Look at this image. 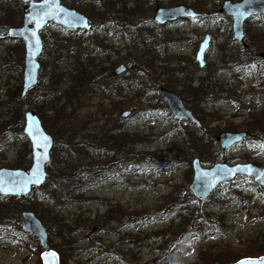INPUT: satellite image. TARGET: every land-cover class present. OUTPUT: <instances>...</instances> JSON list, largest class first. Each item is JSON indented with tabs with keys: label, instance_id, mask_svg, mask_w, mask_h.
Wrapping results in <instances>:
<instances>
[{
	"label": "rangeland",
	"instance_id": "obj_1",
	"mask_svg": "<svg viewBox=\"0 0 264 264\" xmlns=\"http://www.w3.org/2000/svg\"><path fill=\"white\" fill-rule=\"evenodd\" d=\"M71 1L75 2L74 5L62 3L84 13L88 18L85 10L91 8L90 6L95 10L103 9L97 0ZM199 1H202L206 8L210 6L216 13L222 2V0ZM173 4H185L193 8L196 0H187L184 3H174L173 0H115L114 7L121 10L120 16L127 14L126 7L133 13L130 18L144 21L142 24L146 26L147 35L150 38L153 37L154 40H160L162 43L168 40L169 43L165 46L166 56L175 58L178 64L174 65L173 68L182 69L183 73L178 75L179 78L172 83L174 88L164 86L162 81H159V87H165L177 93L183 103L192 110V107L185 101L189 94L183 89L188 84L187 81L193 78H198L191 83L193 87L198 85L199 79L206 81L205 89L210 99L205 102L204 110L211 117V122L209 123V131L204 132L202 136L207 138L213 134V141L204 142L199 149H192L187 132L193 131L194 125L189 121L177 120L178 122H172L159 115L143 117L136 115L138 111L135 114L132 112L131 117H125V122L128 123L125 131L131 134L137 133L139 138L136 143L128 145V148L134 149L131 152L135 154L144 152L141 155L133 156L139 164L132 170L128 179L127 177L124 179L122 176L121 178L113 176L109 180L100 181L96 184L92 183L87 191L95 199L90 204L83 208L71 205L63 211L65 221L70 224L77 219H84L85 221L83 225L82 223L78 224L80 225L79 228L74 225L75 245L86 250L81 255H79L80 250L75 252L73 259L78 260V263H83L87 259L89 261H86L85 264H128V262L153 264V258L159 252L158 246H161L163 251L171 250L170 257L172 259L167 260L165 264H209L214 256L227 247L236 255H242L246 253L245 249L248 245L257 241V238L264 237V189L247 179L241 183H234L233 185L238 190H234L233 193L225 188L219 189L215 199L207 202L210 206L216 205L210 217L219 219L215 215H221L224 223L228 225L226 231H219L214 228L213 233L203 231L202 237L188 238L178 242L180 239L171 244L167 241L166 234L169 229L172 228L180 232L186 227L183 230L190 232L192 225H197V222L193 223L192 220L185 218L179 208L183 204L185 206L188 204L189 209H194L200 203V199L192 194L191 198L184 196L179 199L184 188H188L192 176L191 159L193 157H199L201 163L207 167L216 161H225L228 164L251 161L264 166V145L259 136H256L258 132L247 130V122L253 116L257 117L261 112H264V75L256 82L255 70L251 67L245 69L221 62L223 49L230 51L234 49V44L229 43V39L232 38L230 18L229 21L226 18H218L225 16L223 14L217 13L218 17H215L216 15L206 17L207 13H205L201 19H179L167 22L160 25L161 28L157 31L152 25L153 23L156 24L152 22L155 6ZM20 7L22 8L21 2L18 3L17 0H0V14L2 16L8 15L7 11H9L10 16L17 15V10ZM89 22L90 27L87 30L91 31L94 19L89 18ZM106 22L109 29L105 31V28L100 25L97 30L95 29L94 34L101 35L106 40L107 54L100 47L94 48L81 44L84 30H69L52 22L40 30L42 40L46 36L57 33L60 36L68 37L69 42H75L74 60L67 58L58 65V71L65 72L67 76L58 89L64 88L71 81L73 70L78 65L79 59L85 62L82 65L87 67L90 72L96 73L106 69L107 77L115 76L114 68L120 63H126L129 68L127 67L122 74L126 79L135 77L138 72L139 77L143 78V72L139 70L148 72L147 68L153 66L151 62L142 68H138L137 63L132 65L130 61L132 57L136 59V62L141 61L144 50L138 53L133 51L132 53L126 40L115 33L116 26L110 20ZM125 23H127V19ZM243 27L244 29L247 28L244 30V39L248 44H251L252 48H250L249 53H246L248 58L257 59L258 65L264 68V58L257 55L258 52L264 50V16L259 14L249 18ZM125 28L128 29L129 26H125ZM206 33L210 36L209 45L204 53L205 63L200 67L195 60V53ZM20 45V40L10 38L7 34L0 37V64H4L6 60L9 61L8 68L10 71V77L7 79L8 87H5L3 77H0V98L3 101L8 100L7 88L9 93H13V91H17L18 86H21L22 73L17 81L16 74L13 72L19 59ZM93 50L94 53L91 57L90 51ZM39 61L48 62V59L46 56L40 55ZM208 70L212 72L210 77H206ZM149 96L155 100L156 96H160L159 89L158 91L150 89ZM28 100L30 97L26 99V101ZM101 100V94L88 98L85 92H81L78 99L66 104L64 121L68 126L74 127L76 132L81 135L87 120L98 116L102 107ZM62 102L61 99V101L54 103L51 96H47L46 113L54 118V107H58ZM140 102L139 99L129 93L122 99L120 105L112 108V111L114 110L119 116L118 113L122 109L135 107L137 110ZM162 104L166 106L163 100ZM12 113L11 107L0 104V116L2 115L3 119L8 120L10 124L8 129L0 132V166L16 167L13 166L14 161L17 159L22 146L17 135L18 118L17 116L10 118L8 116ZM223 130H245L248 132V136L230 149L222 150L215 140V135ZM137 137L134 136V138ZM120 156L123 158L122 164L126 165L125 155L121 154ZM145 157H150V161H143ZM142 161L143 163H140ZM153 161L154 164H152ZM234 179L236 178L232 180ZM207 199L208 197L204 200ZM165 203H169L166 208L163 207ZM110 210L114 211L118 218L107 225L118 228L113 232L110 231V228L102 229V226L98 225L95 220L96 215H101ZM144 210L159 212L162 217L156 218L151 223H133L141 221L136 216H142ZM172 211L173 213H170ZM168 213L170 214L168 217L163 216ZM109 217L110 215L106 218ZM129 222L132 225L126 226ZM190 222L192 224L189 226ZM91 239L103 244L101 253L88 246ZM137 239H140L141 244L135 246L132 240L136 242ZM51 240L54 246L48 247L56 251L59 238L56 235H51ZM131 247L133 248L130 249ZM39 249L30 248L26 242L18 239L0 238V264H42L40 259L41 247ZM58 259L60 264V258L58 257ZM71 263L70 261L68 264Z\"/></svg>",
	"mask_w": 264,
	"mask_h": 264
},
{
	"label": "trees",
	"instance_id": "obj_2",
	"mask_svg": "<svg viewBox=\"0 0 264 264\" xmlns=\"http://www.w3.org/2000/svg\"><path fill=\"white\" fill-rule=\"evenodd\" d=\"M81 1V0H76ZM102 5V10H95L91 8L85 10L89 18L94 19L93 29L91 31H83L82 45L100 47L102 51L107 54L108 46L106 40L101 35H95L94 31L97 30L101 25L105 28V31L109 29L107 27V20H110L116 26V34L121 35L128 43L129 50L133 53H143V59L136 62V59L132 57L130 60L132 65L137 63L138 68H142L145 64L153 63L151 68H147L148 72H143L144 77H139V72L135 77L126 79L123 77V73L115 76H106V69H102L100 72H90L87 67H84L83 60H78V65L73 70V78L64 87L59 88V85L66 80L65 72L58 71V65L67 58L74 60L73 53L76 49L75 42H69L68 37L60 36L59 34H53L46 36L43 40V48L40 53L42 57L48 59L47 61H39L40 67L38 71V84L32 87L23 97L20 96L21 86L17 87V91L9 93L7 88V98L9 100H2L0 98V104L11 107L12 115L10 117L17 116L18 123L17 135L19 136L22 146L19 150L18 157L14 161V165L20 168H26L31 162L30 144L26 136L22 132L23 125V114L27 109H33L40 117L41 123L44 129L53 136V145L50 151V160L46 166L47 177L43 184L40 186L33 187L27 194L18 195H1L0 194V238L3 239H18L26 242V245L35 250L39 249V244L36 237L20 227L19 214L21 210L27 209L33 211L41 220L46 227L48 233V246H52L51 235H56L59 241L56 245V251L60 258V264H85V262L78 263V260H74L73 257L77 250H80V254L86 250L82 247L76 246V239L74 238V225L78 228L79 223L85 224L84 219H77L72 224L65 221L63 211L66 207L75 205L78 208H83L90 204L95 197L88 194V187L94 183L100 181L109 180L113 176H119L121 178L128 179L132 170L139 164L137 160H134L133 156L141 155L132 153L134 151L128 145L136 143L139 138L136 134H131L125 131L128 123L125 122V118L119 117L112 108H116L120 105L122 99L129 93L139 99L140 106L137 108H131V113L137 112L136 115L143 117L161 116L169 119L172 122H178L177 119L173 120L169 113L168 108L162 104L160 96H156L155 100H152L149 96L150 89L158 91L159 81L163 82V85L168 88H174L172 83L176 81L181 73L182 69H174V65L178 64L175 58L166 56V45L168 40L163 43L160 40H154L153 37L147 35L148 31L146 26L142 24L141 20L132 19L133 14L128 8L125 7L126 15L120 16L121 10L114 7L115 0H97ZM187 0H173L174 3H184ZM18 3L19 0H17ZM61 2L69 3L74 5V1L61 0ZM199 0H196V4L193 8L199 12L207 10L205 13L206 17L215 16L217 13L215 10L209 7ZM142 7V6H141ZM21 11L20 7L17 10V15L10 16L9 11L7 14L2 16L0 14V37L6 34V29L10 25H18L21 23ZM259 15V14H258ZM260 15L264 16V13ZM87 16V15H86ZM215 17H218L217 15ZM114 18V19H113ZM121 18V19H120ZM226 18L229 21V17L221 16L218 17ZM127 19V23H125ZM201 19V18H197ZM152 21V20H151ZM150 21V22H151ZM153 22V21H152ZM50 24L47 23L46 25ZM158 31L160 25L152 24ZM125 26H129L128 29ZM245 29H247L245 27ZM244 29V30H245ZM68 31V30H67ZM143 32V33H142ZM247 32V30H246ZM70 34V33H68ZM163 36L162 33H160ZM248 35V34H247ZM231 44H234V49L227 50L223 49L221 55V62L226 63L230 66H240L243 68L251 67L255 70V81L264 75V68L258 65V60L255 58H248L246 53H249L251 44L246 42V45L235 41L233 38L229 39ZM19 59L16 62L15 69L13 72L16 74L18 81L19 75L22 73L23 64L22 58V42L20 41ZM252 49V48H251ZM94 53L90 51L92 57ZM134 56V55H133ZM256 57V55H253ZM85 63V62H84ZM9 61L0 64V77H3L5 87H8V77H10ZM128 67V66H127ZM129 68V67H128ZM152 75H155L154 77ZM206 77L212 76L211 71H207ZM176 77V79H175ZM198 78L188 80L184 91L189 94L186 97V103L192 107L194 115L202 123V128L194 125V130L187 132L189 143L192 149H199L203 146L204 142L213 141V134L204 138L202 134L207 133L209 130V123L211 117L205 112V102L210 99L205 89V80H198V85L194 87L191 83ZM159 87V88H158ZM81 92H85L88 98H92L97 94L102 96V107L99 110L97 117L89 118L87 123L84 124L83 133L79 135L74 127L68 126L64 121L65 115L64 109L68 102H72L78 99ZM47 96H51L54 103L63 100L62 104L54 107V118L49 116L47 111ZM30 97V100L26 99ZM51 102V101H49ZM136 110V111H135ZM131 115V114H130ZM129 115V116H130ZM131 117V116H130ZM248 123V129L254 132H258L256 136H259L261 143L264 145V112H261L259 116H253ZM10 126L9 121L3 119L0 116V132L8 129ZM254 129V130H253ZM209 134V133H208ZM137 137V138H134ZM141 140V139H140ZM95 152L94 154H92ZM102 152V154H99ZM121 154L125 155L126 165L122 164ZM150 161L149 158H144L143 161ZM140 162V163H143ZM126 163V162H125ZM145 163V162H144ZM155 162L153 161L152 164ZM236 179L232 181H224L219 184L208 196L207 200H199V205L194 209H189L185 204L179 206L181 214L192 220L191 222H197V225L190 228L191 231L187 232L183 229L180 232L175 229H169L166 234L168 243H175L176 241L181 242L188 238L202 237L203 231L213 233V229L217 228L219 231H226L228 225L223 221L221 215L216 214L215 217L219 219L211 218L212 210L216 208V205H209L208 201L215 199L219 189H227L233 193L234 190H238L234 183H241L248 178L243 176H236ZM184 196L191 198L192 195L188 188H184L183 193L180 194L182 199ZM177 204V202H174ZM169 203L163 204V207H168ZM179 204V203H178ZM120 212V211H119ZM127 213V212H126ZM170 213H173L170 212ZM110 215L109 218H106ZM168 214L163 216L168 217ZM121 216V215H120ZM141 219L140 222L133 223H151L156 218H161L162 214L153 210H144L142 216H136ZM181 217V216H180ZM125 218V217H124ZM121 218V219H124ZM118 219L114 211H106L101 215H96V222L102 226V229L110 228V231H116L118 228L108 227L107 225L111 221ZM131 221V220H129ZM189 223V226L192 223ZM118 223V221H117ZM132 223H127L126 226H131ZM258 240L251 243L245 249V254L236 255L235 252L231 251L229 247L223 249L216 256L211 259L209 264H228L243 256H259L264 254V237L257 238ZM262 239V240H261ZM129 241V240H127ZM133 245L141 244L140 239H137ZM54 246V245H53ZM90 248L95 249L97 252H102L103 244L100 241L93 239L89 240ZM131 247L130 249H132ZM40 250V249H39ZM157 256L153 258V264H165L167 260H171V250L163 251L161 246H158ZM89 259V258H88ZM40 264V263H39ZM128 264H132L128 262Z\"/></svg>",
	"mask_w": 264,
	"mask_h": 264
},
{
	"label": "water",
	"instance_id": "obj_3",
	"mask_svg": "<svg viewBox=\"0 0 264 264\" xmlns=\"http://www.w3.org/2000/svg\"><path fill=\"white\" fill-rule=\"evenodd\" d=\"M22 6V22L20 25H10L6 34L10 38L23 42V69L20 96L38 84V57L42 51L43 40L40 30L47 22H53L69 30H83L89 28L87 16L71 7L64 5L60 0H20ZM264 12V0H222L217 13L224 14L231 19L232 38L243 46L244 21L254 15ZM185 4L156 5L152 20L157 24H164L178 19H195L204 16ZM43 22H40V18ZM39 24V27L37 26ZM209 34L206 33L198 45L195 60L201 67L204 65V53L209 45ZM264 57V50L257 53ZM127 68L125 63L118 64L113 73L119 75ZM161 99L168 107L175 119L193 122L199 127L201 122L187 107L174 91L161 87ZM130 109H122L119 116L126 117ZM23 134L30 144L31 162L27 168L0 166V194L24 195L34 186H40L46 179V166L50 160V150L53 145V136L47 132L38 114L27 109L23 114ZM248 135L245 130H223L215 135V140L222 150L231 148ZM192 176L188 184L191 194L198 199H205L221 182L230 181L240 175L249 178L264 189V166L255 162H237L228 164L225 161H216L211 166H204L199 157L191 159ZM21 229L33 234L42 251L40 259L42 264H59L57 252L48 247L47 230L41 219L31 210H22L20 214ZM264 264V254L259 256L241 257L228 264Z\"/></svg>",
	"mask_w": 264,
	"mask_h": 264
},
{
	"label": "snow or ice",
	"instance_id": "obj_4",
	"mask_svg": "<svg viewBox=\"0 0 264 264\" xmlns=\"http://www.w3.org/2000/svg\"><path fill=\"white\" fill-rule=\"evenodd\" d=\"M40 22L41 23L43 22V18L42 17L40 18ZM37 26L39 27V24ZM242 264H252V262H242Z\"/></svg>",
	"mask_w": 264,
	"mask_h": 264
}]
</instances>
